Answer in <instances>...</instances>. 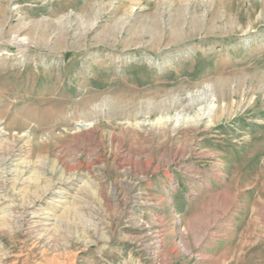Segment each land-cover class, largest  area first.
<instances>
[{
	"label": "rangeland",
	"instance_id": "obj_1",
	"mask_svg": "<svg viewBox=\"0 0 264 264\" xmlns=\"http://www.w3.org/2000/svg\"><path fill=\"white\" fill-rule=\"evenodd\" d=\"M0 264H264V0H0Z\"/></svg>",
	"mask_w": 264,
	"mask_h": 264
}]
</instances>
